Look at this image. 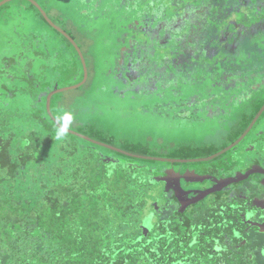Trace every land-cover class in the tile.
<instances>
[{"label":"trees","instance_id":"16d2710c","mask_svg":"<svg viewBox=\"0 0 264 264\" xmlns=\"http://www.w3.org/2000/svg\"><path fill=\"white\" fill-rule=\"evenodd\" d=\"M184 1L173 0L181 18L178 28L170 29L178 34L179 47L174 49L206 60L186 57L182 63L193 62L196 69L220 65L221 82L225 76L245 81L253 71V81L263 80L264 69L260 72L258 65L264 66V0ZM246 1L255 4L248 6V13L240 11ZM158 15L167 26L174 14ZM223 30L229 37L225 46L243 45V66L254 64V70H239L229 63V55L220 57L216 41ZM63 38L70 56L80 61L73 44ZM248 58L252 61L247 65ZM40 125L45 135L28 131L22 136L26 146L0 125V264H264V237L247 233L240 247L243 223L225 205L220 214L211 216L207 210L196 221L174 211H154L155 223L146 232L151 181L133 180L132 175L106 180L113 164L96 153L101 146L64 131L66 138H56L60 130ZM135 170L130 167L128 173Z\"/></svg>","mask_w":264,"mask_h":264},{"label":"rangeland","instance_id":"374dc122","mask_svg":"<svg viewBox=\"0 0 264 264\" xmlns=\"http://www.w3.org/2000/svg\"><path fill=\"white\" fill-rule=\"evenodd\" d=\"M3 1L5 0H0V2ZM36 1L45 8L49 17L58 27L70 32L75 37L76 43L82 50L88 68V80L79 88L57 93L53 97L52 109L57 120L62 122L61 124L65 127L116 149L96 147V153L101 154L104 159L106 158V161L111 159L107 161L108 165L113 164L110 166L106 180H121V178L126 180L125 178H131V175L133 180H147L145 179L148 178L146 171L143 170L144 174L139 172L142 170L141 168L128 173L130 162L129 159L120 155L123 154L121 152L153 159L157 155L166 156L170 151L173 152L171 155H175L177 152L175 149H178L179 156L190 155V157L196 156L194 159H201L200 157L207 155L202 152L203 139L207 141L206 145L209 149L207 152H214L221 146H226V141L227 143L232 141L229 140L230 135L227 131L233 121H236L237 113L240 114L242 109L236 104L227 107V100L233 98L232 101L237 102L240 98L239 102H247V97L253 93L252 96L254 95L256 100L252 106L253 113L264 103V71L262 72L263 80L260 82L252 80L254 76L251 75L257 74L256 71H253L250 78L245 81L240 79L234 85H225L220 82L222 80L218 74L220 65L213 69L209 64H205L202 69L199 67L196 69V66L192 65L193 62L191 64L178 62V64L173 63L169 71L170 62L168 63L166 60V55L173 53L174 48L179 47L178 39H176L178 34L172 32L167 37V33L164 34L163 31L159 39L153 38L152 41L145 38L143 39L145 43H140V48H137L140 49V52L137 51L138 57L135 55L133 61L137 65V60L141 56L142 63L146 64H142V68L138 70L141 76L136 83L137 86L148 84L151 87V80L154 77L153 68L156 67L158 70L169 71V81L186 80L188 82L186 83V93L198 92L202 95V99L210 94L211 97H207V101L212 99L208 104L212 106L215 114H217L218 103L225 99L221 103L225 109L226 107L229 109V113H225V117L231 121L226 123L222 129L215 118L212 119L213 117L208 112L203 111L205 101L202 104L200 118L182 119L176 116L175 109H172L171 114L166 112V114L160 115L156 113V106L163 108L165 101H173V97L168 95L173 94L172 91L166 93L165 88L161 87L160 92H164V95L156 97L153 93L142 89L143 93L141 90L136 91L138 88L135 91L133 87L130 89V82L126 83L125 79L122 80L115 76L113 69H116L117 66L114 65V61L109 60H113L117 51L123 52V49L134 46L133 39L139 41L137 37L135 38V34L139 33L146 22L145 20L150 21L146 22L148 27L154 28L161 17L158 12H162V15L166 13L180 14V11L174 7L173 0ZM179 1L182 3V0ZM188 2L190 0H185L183 3ZM240 5L242 7L240 11L245 13H248V6L255 7V4L248 1L242 2ZM197 20H200L201 25V17ZM138 26L141 28L139 29ZM133 28H138V30L135 31ZM145 29L147 30V28ZM40 35L41 39L37 41L33 39ZM217 38L216 43L224 53L221 52L222 59L229 55V63L235 64L237 69L249 67L254 70L252 68L254 64L248 65L252 61L251 58L246 61L248 67L244 68L243 66L242 58L246 57L243 45L236 43L234 49L226 47L225 38L229 39V37L226 36L224 30L217 35ZM259 45L262 46V43ZM68 48L65 39L41 18L34 5L28 0H12L0 7V81L6 78L10 79L6 77L8 73L20 76L25 69L20 62L24 60L23 62L35 64L30 69L39 79L47 77V81H51L53 84L59 83L61 88L81 84L83 81V78L80 80L82 71L84 77L83 64L81 60L78 61L77 57L70 56ZM163 49L168 50L162 52ZM71 51L74 56L75 51ZM192 54L191 60L194 59L196 53ZM198 55L199 57L197 56L194 60L202 61L204 57L201 54ZM7 60H12V62H7L10 64L9 70L4 72L3 68L6 65L4 62ZM258 67L260 72L264 69L262 65H258ZM254 83H258L257 86L260 85V88L252 89ZM161 84L164 85L163 82H159V85ZM26 85V80L16 78V80L12 79L9 89ZM223 86L227 92L223 90ZM175 87L177 88L176 85ZM0 88L6 89L4 82L0 83ZM23 95L17 96L7 105H0V125L3 124L6 127L4 133L13 134L17 141L20 140L19 145L26 146L28 144L25 143L26 138L22 136L27 135L28 131L41 130L42 136L45 134L40 128L41 122L37 116V109H34L30 99L24 98L27 95ZM242 98L245 101L241 100ZM263 109L264 104L253 117V122ZM0 133L2 132L0 131ZM63 134L64 132L60 130L55 137L62 138ZM64 137L66 138V136ZM72 140L73 138H70V141ZM262 153L263 151L258 150L251 154L254 155L253 157H257ZM138 161L140 165L146 163L144 165L148 168L152 164H157L150 160L139 159ZM153 187L154 192L158 191L157 183L155 186L152 185ZM158 202H162L166 206L165 200L161 199Z\"/></svg>","mask_w":264,"mask_h":264},{"label":"flooded vegetation","instance_id":"af4514ba","mask_svg":"<svg viewBox=\"0 0 264 264\" xmlns=\"http://www.w3.org/2000/svg\"><path fill=\"white\" fill-rule=\"evenodd\" d=\"M30 3V2H29ZM35 3H38L37 1ZM39 4V3H38ZM34 5V8L38 11V14L42 16L41 18L46 21L45 17L42 15L41 11ZM40 5V4H39ZM41 8L46 12L48 15V12L45 10V8L40 5ZM49 17V15H48ZM50 18V17H49ZM51 19V18H50ZM52 20V19H51ZM53 21V20H52ZM181 18H177L176 21L168 22L167 26L166 23L164 22L163 24L160 25V28L155 30V28H147V36H144L146 39L151 37L152 41L153 38L159 39L164 31V34L167 33V37L170 36V32L174 33L173 31H170L172 28H178L180 24ZM47 22V21H46ZM48 23V22H47ZM54 23V22H53ZM55 24V23H54ZM56 25V24H55ZM57 26V25H56ZM58 27V26H57ZM165 27V28H163ZM60 28V27H59ZM55 29V28H54ZM63 30L62 28H60ZM56 30V29H55ZM59 34H61L63 37H65L67 40H69L63 33L59 32L56 30ZM65 31V30H63ZM68 36H70L75 42L76 40L74 39V36L70 33L67 32ZM71 34V35H70ZM60 35V36H61ZM145 35V34H142ZM42 36H37L34 37L33 39H41ZM70 41V40H69ZM167 43V41H166ZM140 47V45H138ZM137 47V46H136ZM36 49V48H35ZM38 50V49H36ZM168 49H163L164 52H166ZM192 50H190L191 52ZM140 52V51H139ZM173 53H168V63L170 62V69L172 67V64H178V62H182L184 59L191 58L193 56L192 52L191 54H186V50L184 51H178L175 50L172 51ZM123 57L118 58L117 61V68L115 76L117 78H122L126 83L130 82V89L133 87V90L135 91H140L141 89L143 91H148L150 93H153L156 97H161L164 95V92H160L161 87L165 88L164 90L166 93L169 91H172L173 94H168L173 97V101H165V106L163 108H160L156 106V113L157 114H171L172 111L175 109L174 113L176 116L181 117L182 119H190L193 120L194 118H200L202 116V104L205 101L204 104V109L203 111L208 112L217 122L219 123L220 129L223 128V126L231 121V119H228L225 117V113L228 112V108L230 105H237L242 109V112L240 114L237 113V118L236 121H233V124L230 126L229 130L227 132L228 135H230L229 140H232L230 143H227L226 141V146L228 145L231 146L234 143L238 142L239 139L247 133L244 138L239 141L236 145H234L230 150L224 151L228 147L221 146L220 149H217L214 152H207L209 149L207 148L206 145V140H202V152L204 157H200L202 159V162H191V163H177V162H164L161 161V159H168V160H201V159H194L195 157H190V155H182L179 156V151L178 149H175L177 152V156L171 155L173 153L172 151L169 152L168 155H157L154 160H151L153 162H157V164H152L150 169L154 171V177L159 180L161 177H165V173L168 174L167 179L168 180H188L184 181L182 183V188L185 192H190V193H202V194H207L203 200L198 201L195 203L193 206L188 207L187 209H184L181 211V205L176 199V192L175 189H171L172 185H170V188L166 191V186L168 188V185L166 183H158L157 188L163 189L162 192V197L156 199V208H155V213L160 214L161 213H171L174 211L177 213V216L183 219L185 216H192L194 219L193 221H196V217L204 215L207 210H209V213L212 215H218L220 214V211L223 210V206L229 208V213L235 217L239 222L243 223L244 228L239 230L240 234H242L244 241L241 242L240 247L243 246L247 240L248 237H245L247 233H253L255 235H261L264 237V112L257 117L258 119L254 123V126L252 129H250L249 132V127L252 124L253 117H255L256 113L258 110L261 108L258 107L256 111L253 113V103L256 101L254 98V95L252 94L247 97V102H233V98L227 100V107L223 106L221 101H224L225 99H222L218 105H217V114H215L214 109L210 104H208L209 101H207V96L206 98L202 99V95L199 93H193V92H187L186 93V86L188 83L186 80H182L181 82L178 81H169L170 80V74L169 71L165 70H158L156 67L154 69V77L152 78L151 82V87L146 84V85H141V87L137 86V82L139 77L141 76L138 73V70L142 68V59L141 56H139V59L137 60L138 63L136 65L135 61V56L130 58L131 62L124 61V57H126V54L123 52L120 53ZM138 57V55L136 54ZM187 57V58H186ZM197 57V54H195V57ZM128 59V58H127ZM12 60H7L4 63L6 64L3 68L4 72H8L9 70V65L7 62ZM22 60L20 63H22L24 66V71L20 74V76H16V74L8 73L6 77H9L10 79L6 78L4 80H1L0 83H5L6 89H9V86L13 80L17 79H28L26 75L29 73L27 71L31 70L34 67L33 62H23ZM19 63V62H18ZM19 63V64H20ZM32 67V68H31ZM31 68V69H30ZM200 69H202V66H199ZM118 70V71H117ZM3 72V73H4ZM27 72V74H26ZM33 75H30V77H35L34 79H38L44 84L46 83L47 79L42 78L39 79L38 76H36L33 72ZM253 76V75H252ZM128 77V78H127ZM51 78V76H50ZM1 79V77H0ZM156 79V80H155ZM52 80V79H51ZM9 82V83H7ZM52 85H56L59 88L61 86L58 84H53L51 81H48ZM159 82H163V84L159 85ZM221 82V81H220ZM222 84L228 85H234V81L229 80V77L225 76ZM258 83H254L252 89L255 88H260V85L257 86ZM4 85V84H3ZM158 85V86H157ZM177 86V88L175 87ZM237 85V84H236ZM149 86V89L147 88ZM160 86V87H159ZM175 87V88H174ZM232 87V86H231ZM141 90V91H142ZM223 90L227 92V89L223 86ZM142 91V93H143ZM253 92V91H252ZM194 95H191V94ZM27 95V96H26ZM24 98L30 99L33 103V97L30 94H26ZM3 96V98H2ZM16 97L11 98V100H14ZM214 98V97H213ZM241 100H244L243 98ZM9 98L2 94L0 92V105H5L8 104ZM230 101V102H228ZM245 101V100H244ZM225 103V104H226ZM255 104V103H254ZM52 105H53V99H52ZM173 109V110H172ZM163 111V112H161ZM248 111V113H247ZM52 112L54 114V111L52 109ZM55 116V114H54ZM218 116V117H217ZM56 117V116H55ZM57 118V117H56ZM58 119V118H57ZM62 123V122H61ZM244 133V134H243ZM242 135V136H241ZM241 136V137H240ZM240 137V138H239ZM246 141V142H245ZM245 142V143H244ZM179 150H181L179 148ZM258 150L263 151L262 154L257 155V157H253L251 153L257 152ZM136 155V154H134ZM140 156V155H139ZM215 156V157H214ZM213 157L212 159H209ZM103 160L105 162L110 161L107 159V161L104 159L102 156ZM154 158V157H153ZM134 160H129L130 163L133 164H138L139 167L143 166L139 164V159L132 158ZM204 159H209V160H204ZM142 160V159H140ZM138 162V163H137ZM139 172L141 174H144L143 169ZM170 175V176H169ZM248 175V176H247ZM182 176L183 179L181 178ZM202 178V182L197 181ZM147 180H150L148 178H145ZM203 180H206L203 182ZM174 183L171 182L170 184ZM220 183V184H218ZM175 184V183H174ZM154 185V184H152ZM191 194L189 195V197ZM165 200L166 206L163 205L162 202H158V200ZM188 201H191L190 198L187 199ZM186 200V201H187ZM159 203V204H158ZM209 216V215H208ZM247 236V235H246Z\"/></svg>","mask_w":264,"mask_h":264},{"label":"water","instance_id":"95a60500","mask_svg":"<svg viewBox=\"0 0 264 264\" xmlns=\"http://www.w3.org/2000/svg\"><path fill=\"white\" fill-rule=\"evenodd\" d=\"M10 1H12V0H5L3 2H0V7L3 6L6 2H10ZM28 1L30 3H32V4H35V6L41 11L42 15L45 17L46 21L53 28H55L59 32L63 33L70 40V42L73 44V46L75 47L77 53L79 54V57H80L81 62L83 64V70H84L83 81L81 82V84H76L74 87L71 86V87L59 88L56 85L50 84L48 81H46V83L44 84L40 80L34 79L35 77H32V76L30 77V75H33V73H32L31 70H29V71H27V72H29L28 74L26 72V74H27L26 77L29 76L28 79H30V80L24 79V80L27 81V85L26 86L13 88V89L0 88V92L2 91L1 93L4 94L5 96H7L9 99L17 97L19 95H23V94L24 95H26V94L32 95L34 109L35 108L37 109V110L36 109L35 110L38 112L37 116L39 117V121L47 129L62 130L64 132H66V133H70V134H72L74 136H77V137L82 138V139H84V140H86L88 142H91L92 144L116 150V149H114L113 147H111L109 145L102 144V143H100L98 141L92 140V139H90V138H88L86 136H83V135H81V134H79L77 132H74V131L70 130L69 128H67L64 125H62L61 122L58 121L57 118L54 116V114L52 112V99H53V97L57 93H61V92H64L66 90L73 89V88H79L82 85H84L86 83V81L88 80V77H89L88 68H87V64L85 62V58H84V56L82 54V50L79 47V45L70 36H68L65 31L61 30L59 27H57L53 23V21L48 17V15L41 8V6L38 3H35V0H28ZM177 18H178V14H174L169 19L168 18L167 19H168V22H172V21H176ZM145 21L147 22L148 20H145ZM146 22L143 24L142 28L138 26L139 29L141 28V30L139 31V33L135 34V38L137 37V39L139 41H136V40L133 39V41L135 42L134 44L136 46L140 45V43H145V41L143 39H145L144 36H147L146 34H148L147 30L145 28H150V27H148ZM148 22H150V21H148ZM162 23L163 22H159L158 21V23L154 26L155 30L160 28V25ZM142 34H145V35H142ZM147 39L148 40H152L151 37H149ZM162 52H164V51L162 50ZM167 57H168V54L166 55V59H168ZM128 61H130V59ZM263 111H264V109L259 113V115L257 117H259L262 114ZM257 117H256V120L258 119ZM256 120L252 123V125L249 127V130L247 132H249L250 129H252V127L254 126V123L256 122ZM246 134L247 133H245L239 139V141H241ZM238 142H236L233 145L229 146L224 151L230 150ZM121 153H123L122 155H125V156L130 157V158H135V159L150 160V161L152 159V158L150 159L149 157H146V156L134 155V154L127 153V152H121ZM212 158L213 157H211L209 159H212ZM154 159L155 158H153L152 160H154ZM209 159H204V160H209ZM161 161H164V162H177V163H191V162H198V161L202 162V159L201 160H175V161L168 160V159H161ZM106 163H108V162H106ZM128 165L130 167H133V168H136V169H140L141 168V169L145 170L146 171V175L148 176V179H150L151 183L154 184V186L156 185V183L157 184L158 183L160 184L161 182L162 183L163 182L166 183V185H168V188L166 186V189L164 191L168 190L170 188V185H172L171 189L172 188L175 189L176 199L181 205V209H180L181 211H183L184 209H187L188 207L193 206L195 203H197L200 200H203L206 196H208L209 192L207 194L185 192L181 185H182V183L184 181L186 182L188 180H168L167 179V177H168L167 173H165L166 174L165 177H161L158 180L157 178L154 177V171H152L147 166L143 165V166L139 167L138 164H133V163H130ZM183 177H185V176H182L181 178L183 179ZM199 178H200V180H197V181L202 182V178L201 177H199ZM173 181H174L175 184L174 183L170 184ZM204 181H206V180H203V182ZM218 184H220V183H218ZM162 192H163V189H159L158 191L155 190V192H154V187L151 188V191L149 192L148 202H147V206H146V210H145V218H144V223H143V228L145 229L146 232H148L153 227V225L155 223V216H154L153 212L155 211V208H156V199H157V197H161L162 196L161 195ZM190 194H191V196L189 197ZM189 198H190L191 201L187 200Z\"/></svg>","mask_w":264,"mask_h":264},{"label":"crops","instance_id":"0c3cea01","mask_svg":"<svg viewBox=\"0 0 264 264\" xmlns=\"http://www.w3.org/2000/svg\"><path fill=\"white\" fill-rule=\"evenodd\" d=\"M137 48H140V47L139 46L136 47V45L134 44V46H132V47H129V48L127 47V49H123V53L126 54V57H124V61L130 62L128 60L130 58H132L133 56H135L137 54L138 50L140 51V49H137ZM120 53H121L120 51H117V55L113 56V60H109V61H111V62L114 61V65H117V61L116 60H118V58H120V57H123ZM113 71L116 72V69H113Z\"/></svg>","mask_w":264,"mask_h":264}]
</instances>
